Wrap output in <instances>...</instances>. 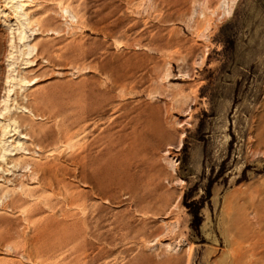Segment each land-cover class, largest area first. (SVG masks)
<instances>
[{
	"label": "rangeland",
	"instance_id": "obj_1",
	"mask_svg": "<svg viewBox=\"0 0 264 264\" xmlns=\"http://www.w3.org/2000/svg\"><path fill=\"white\" fill-rule=\"evenodd\" d=\"M0 139V264H264V0H0Z\"/></svg>",
	"mask_w": 264,
	"mask_h": 264
},
{
	"label": "bare ground",
	"instance_id": "obj_2",
	"mask_svg": "<svg viewBox=\"0 0 264 264\" xmlns=\"http://www.w3.org/2000/svg\"><path fill=\"white\" fill-rule=\"evenodd\" d=\"M25 7V6H24ZM26 15V14H25ZM42 54V53H41ZM13 119V118H12ZM85 119V118H84ZM76 125V124H75ZM22 130V129H21ZM77 131V130H76ZM81 131V130H80ZM30 134V133H29ZM76 132H66L65 134H64V139L65 140H72L75 136H76ZM61 135V134H60ZM77 136H78V134H77ZM34 137V135H32V138ZM35 138H36V136H35ZM78 138V137H77ZM50 139V138H49ZM52 139V138H51ZM59 139V138H58ZM61 139V138H60ZM1 140V139H0ZM64 140V141H65ZM38 141V140H37ZM63 141V140H62ZM2 141H0V143H1ZM49 142H51V141H49ZM67 142H71V141H67ZM73 142V141H72ZM46 143V142H45ZM52 143V142H51ZM63 143H65V142H63ZM3 144V143H2ZM1 144V145H2ZM48 144V143H47ZM48 146H50V145H48ZM3 147V146H2ZM42 147V146H41ZM59 147V146H58ZM45 148V147H44ZM49 149V148H48ZM24 150H26V149H24ZM2 155V154H1ZM2 156H4V155H2ZM1 157V156H0ZM11 159V158H10ZM9 159V160H10ZM12 160V159H11ZM14 160V159H13ZM12 162V161H11ZM14 164V163H13ZM16 165L18 164V163H15ZM20 164H21V162H20ZM19 164V165H20ZM26 165V164H25ZM29 165H30V162H29ZM24 166V165H23ZM31 167H33V173L35 174V175H37V182H39L40 181V183L39 184H42V183H46V184H49V185H54V184H59V179L58 178H61L60 177V175H59V177H58V175H56V173H54V172H52V171H50V170H48L47 168H45V167H43L42 165H38V164H33V166H31ZM82 168V167H81ZM31 172V173H32ZM64 173V172H63ZM32 177V176H31ZM62 179V178H61ZM39 180V181H38ZM36 181V180H35ZM39 184H37V185H39ZM39 186H41V185H39ZM50 187V186H49ZM54 187V186H53ZM60 188H61V186H59ZM45 189V188H44ZM52 189V188H51ZM50 190V189H49ZM55 190V189H54ZM26 191V190H25ZM1 192V191H0ZM8 194L10 193V192H7ZM23 193V192H22ZM29 193V192H28ZM8 194H6V195H8ZM18 194V193H17ZM16 194V195H17ZM4 195H5V193H4ZM13 195V194H12ZM21 195V194H20ZM10 197V200L11 201H9V202H11V204H12V201H14L13 200V197H11V196H9ZM9 197L7 196V199L9 200ZM21 197V196H20ZM28 197V196H27ZM16 199V198H15ZM29 199H30V197H29ZM8 202V203H9ZM44 202V201H43ZM10 204V203H9ZM11 204H10V207H11ZM240 256V258H242L243 256H244V254L243 253H241V255H239ZM238 256V257H239ZM255 256V255H254ZM238 259V260H241V259ZM238 260H235L236 262L238 261ZM258 260V259H257ZM239 263H240V261H239Z\"/></svg>",
	"mask_w": 264,
	"mask_h": 264
}]
</instances>
